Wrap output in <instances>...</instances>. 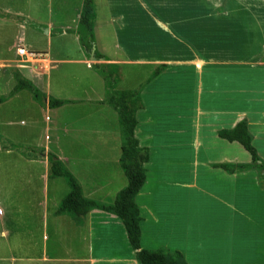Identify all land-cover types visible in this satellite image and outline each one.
I'll return each instance as SVG.
<instances>
[{
    "label": "crops",
    "instance_id": "1",
    "mask_svg": "<svg viewBox=\"0 0 264 264\" xmlns=\"http://www.w3.org/2000/svg\"><path fill=\"white\" fill-rule=\"evenodd\" d=\"M103 6L107 26L100 32L95 0L96 47L104 56L98 62L121 67L118 90L137 89L133 83L142 79L143 107H152L146 114L143 107L136 112V137L149 150L146 182L136 196L142 248L180 252L189 264H263L264 173L239 141H229L219 131L246 121L264 164V0H104ZM77 9L80 22L82 8ZM59 27L53 35L65 33ZM40 52L47 58L15 71L42 86L47 98L66 101L43 107L57 111L68 106L65 134L79 152L68 157L55 154L76 176L87 198L113 202L128 179L120 165L118 113L103 101L104 79L86 57L54 60L47 50ZM75 62L85 64V69L73 78L66 76L64 90L70 95L64 97L62 91L52 90L53 71ZM15 85L12 81L13 89ZM13 89L2 94L9 96L0 106L23 91ZM80 94L85 96H76ZM26 100L40 111L42 105L32 93ZM83 105L94 108L77 109ZM51 119L46 116L47 122ZM159 123L161 129H142ZM77 138L84 143L78 145ZM43 147L47 156L50 144ZM91 152L98 158L85 160ZM65 195L58 198L54 211ZM62 218L70 221L74 250L83 254L0 262L140 264L117 215L98 208L81 217L54 214L56 233H61Z\"/></svg>",
    "mask_w": 264,
    "mask_h": 264
},
{
    "label": "rangeland",
    "instance_id": "2",
    "mask_svg": "<svg viewBox=\"0 0 264 264\" xmlns=\"http://www.w3.org/2000/svg\"><path fill=\"white\" fill-rule=\"evenodd\" d=\"M96 4L100 11L98 29L101 32L107 26L104 21V0H96ZM82 5V0H0V101L6 100L2 94L13 89L12 81L13 84L16 81L15 69L24 67L35 59L47 58L44 52L40 51L47 50L52 53L51 59L54 60L64 58L62 56L73 59L86 57L89 60L90 55L84 51L78 38L79 34L85 33L77 19V8H82ZM49 20L55 25L52 26ZM59 26L64 28L65 33L62 36L53 35ZM21 47L36 54H21ZM84 66L82 62L62 64L59 69L53 71L52 90L60 92L59 94L62 91L64 97L69 96L70 93L64 90L65 78H73L75 72L79 73L85 69ZM122 77L121 70L117 84ZM40 83L44 84V79H41ZM142 83L144 81L141 79L133 84L139 87ZM38 87L46 92L42 86ZM22 90L18 98L9 99L6 104L0 106V121L3 123H0V260L14 261L21 257L42 256L71 257L74 254H83L84 251L79 248L75 247L74 250L72 234L70 228L68 229L70 221L62 218L61 233H56L53 224V215L56 214L54 207L57 206L58 198H62L70 187L64 177H48L47 167L49 166L50 171V161L47 160L48 156H42L43 152L46 153L43 147L46 143L50 144L51 152L62 153L65 157H68L69 153H75L77 156L79 151L64 129L68 106L64 105L57 111L55 108L46 111L38 101L42 105L39 111L33 103L26 100L32 92L28 89ZM105 90L107 93L106 82ZM91 108L94 106L77 107L79 110ZM149 109L152 110V107H143L142 114H146ZM47 115L52 118L49 122L46 120ZM6 120H9V123H5ZM161 128L160 123L142 126L143 130ZM83 143L82 138H77L78 145ZM94 154H85V160L98 158ZM248 155L251 158V155ZM262 161L263 158L259 163ZM111 167L114 169L113 163ZM261 172L264 173V169Z\"/></svg>",
    "mask_w": 264,
    "mask_h": 264
},
{
    "label": "trees",
    "instance_id": "3",
    "mask_svg": "<svg viewBox=\"0 0 264 264\" xmlns=\"http://www.w3.org/2000/svg\"><path fill=\"white\" fill-rule=\"evenodd\" d=\"M96 17L95 0H83L80 23L85 33L79 34V41L85 52L89 53L93 47H96L94 34V24ZM96 56L98 59H104V56L96 47ZM94 69L102 75L106 82L107 93L104 103L113 107L117 113L120 123L122 145L120 165L124 170L128 183L116 195L113 202H103L87 198L81 184L76 176L69 170L64 162L53 152L47 153L50 161L49 174L52 177H64L69 184L70 190L60 202L56 214L71 213L76 217L83 216L91 209L98 208L117 215L123 222L129 242L137 251V258L140 264H189L180 252L170 253L166 250H149L141 246V215L140 209L136 202V196L146 182L145 164L149 160V150L141 146L139 139L136 137L135 130L138 125L136 112L143 107L141 101V87L137 89L118 90L116 84L121 75L120 66L116 63H93ZM16 85L13 92L22 89H28L35 98L45 106L51 107L64 104L66 101L54 97H48L32 80L25 77L18 70L15 71ZM5 95L4 98L8 97ZM47 98V102H46ZM219 135L229 141H239L252 156L253 163L264 169V164L259 163L261 157L254 145L252 136L248 130L246 121L239 122L232 129H222ZM45 153H42L44 156ZM219 166L226 169H232V165L220 164ZM250 167L251 164L244 165ZM262 264V263H251ZM264 264V263H263Z\"/></svg>",
    "mask_w": 264,
    "mask_h": 264
},
{
    "label": "water",
    "instance_id": "4",
    "mask_svg": "<svg viewBox=\"0 0 264 264\" xmlns=\"http://www.w3.org/2000/svg\"><path fill=\"white\" fill-rule=\"evenodd\" d=\"M46 30H47V28H46ZM95 50H96V47H93V48L91 49V51L89 52V55H90L89 60L92 61V62H98V61L100 60V59H98V57L96 56V52H95Z\"/></svg>",
    "mask_w": 264,
    "mask_h": 264
},
{
    "label": "built area",
    "instance_id": "5",
    "mask_svg": "<svg viewBox=\"0 0 264 264\" xmlns=\"http://www.w3.org/2000/svg\"><path fill=\"white\" fill-rule=\"evenodd\" d=\"M19 51H20V53L21 54H26V55H35L36 54V52H33V51H29L27 48H25V47H21L20 49H19Z\"/></svg>",
    "mask_w": 264,
    "mask_h": 264
}]
</instances>
